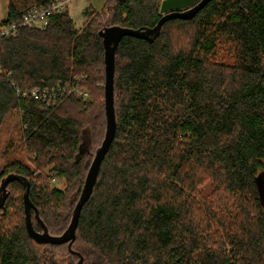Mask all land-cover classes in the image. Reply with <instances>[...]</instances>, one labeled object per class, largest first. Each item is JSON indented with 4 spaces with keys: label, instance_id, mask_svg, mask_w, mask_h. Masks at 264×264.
Returning a JSON list of instances; mask_svg holds the SVG:
<instances>
[{
    "label": "trees",
    "instance_id": "1",
    "mask_svg": "<svg viewBox=\"0 0 264 264\" xmlns=\"http://www.w3.org/2000/svg\"><path fill=\"white\" fill-rule=\"evenodd\" d=\"M48 1L9 0L3 23ZM160 1L106 0L80 29L63 11L42 30L0 38V138L15 118L25 156L3 164L0 180H28L52 235L67 227L104 136L98 31L152 27ZM114 63L116 130L74 241L32 240L24 188L11 180L0 264H264V0H209L190 19L165 21L152 42L124 35ZM31 88L56 101L19 92Z\"/></svg>",
    "mask_w": 264,
    "mask_h": 264
},
{
    "label": "water",
    "instance_id": "2",
    "mask_svg": "<svg viewBox=\"0 0 264 264\" xmlns=\"http://www.w3.org/2000/svg\"><path fill=\"white\" fill-rule=\"evenodd\" d=\"M209 0H161L159 4L160 18L152 27H140L137 29L121 27L118 25L104 26L98 31L103 46V63H104V115L105 131L101 144L96 148L93 158L85 174L83 185L79 197L73 207L70 221L65 230L58 235H52L48 232L47 226L38 216L36 207L29 198V182L26 178L16 175L7 174L0 180V209L4 208L7 190L6 185L11 180H19L24 188L23 191V208H24V225L28 236L38 244H62L67 243L70 248L75 239V230L77 227L79 215L83 204L89 198L95 184L100 165L107 152L116 130L115 112L113 106V78L115 68V50L121 38L124 35H132L152 42L160 32L162 24L168 19L181 18L190 19L201 9ZM83 13H87L85 7ZM31 209L35 210V218L41 226V231L35 230L31 219ZM82 262V257L76 264Z\"/></svg>",
    "mask_w": 264,
    "mask_h": 264
},
{
    "label": "rangeland",
    "instance_id": "3",
    "mask_svg": "<svg viewBox=\"0 0 264 264\" xmlns=\"http://www.w3.org/2000/svg\"><path fill=\"white\" fill-rule=\"evenodd\" d=\"M8 1L9 0H0V23L2 24H3V19L6 16ZM105 1L106 0H72L66 4L67 6L64 11H66L68 16L72 19L74 27L80 29L81 27H83L85 22L90 18L91 12L95 13L96 11H99L104 6ZM85 7L87 8L86 14L83 13ZM15 122L16 119L12 118L11 121L7 123L5 126V129L7 130L8 133L3 132V134L1 135L2 137L0 138V167L3 164L13 160L25 161L24 152L22 150V144L18 139L17 132L14 128ZM50 182L52 185L55 184L57 186H63L64 183L62 180L53 179V178L50 179ZM210 188H211L210 184L206 182L201 187V192L203 194H206L209 192ZM36 210L38 212V209ZM11 211H13V209ZM32 211L34 215H32L31 217L35 219V210L31 209V212Z\"/></svg>",
    "mask_w": 264,
    "mask_h": 264
},
{
    "label": "built area",
    "instance_id": "4",
    "mask_svg": "<svg viewBox=\"0 0 264 264\" xmlns=\"http://www.w3.org/2000/svg\"><path fill=\"white\" fill-rule=\"evenodd\" d=\"M72 0H49L46 4L33 7L25 11L19 22H12L7 24L0 23V38H5L14 35L20 27L33 28V29H44L48 23L49 18L53 14L63 12L66 9V4ZM55 90L60 91L61 87L58 85ZM63 90H70L69 86H65ZM78 94L87 96V92H81L78 89H74ZM19 91V90H18ZM22 96L30 95L34 99H41L43 101L55 102L56 93L54 90L47 88H31L19 91Z\"/></svg>",
    "mask_w": 264,
    "mask_h": 264
}]
</instances>
